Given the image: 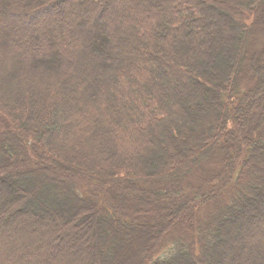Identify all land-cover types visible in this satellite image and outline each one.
I'll use <instances>...</instances> for the list:
<instances>
[{
  "label": "trees",
  "instance_id": "obj_1",
  "mask_svg": "<svg viewBox=\"0 0 264 264\" xmlns=\"http://www.w3.org/2000/svg\"><path fill=\"white\" fill-rule=\"evenodd\" d=\"M263 68L264 0H0V264H264Z\"/></svg>",
  "mask_w": 264,
  "mask_h": 264
},
{
  "label": "rangeland",
  "instance_id": "obj_2",
  "mask_svg": "<svg viewBox=\"0 0 264 264\" xmlns=\"http://www.w3.org/2000/svg\"><path fill=\"white\" fill-rule=\"evenodd\" d=\"M259 37L261 36V33H262V31L261 30H259ZM261 71H263L264 72V68H263V70H261ZM258 75H260V74H258ZM262 77H263V79H264V74L262 75ZM258 98H261V100H260V102L263 100L264 101V88H263V92H262V95L260 94V95H258ZM89 155V154H88ZM160 156V155H159ZM0 201H1V199H0Z\"/></svg>",
  "mask_w": 264,
  "mask_h": 264
}]
</instances>
